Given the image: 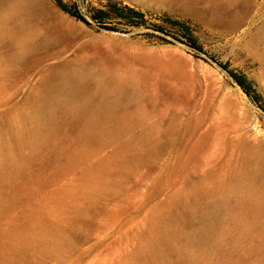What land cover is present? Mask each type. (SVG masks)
I'll list each match as a JSON object with an SVG mask.
<instances>
[{"label":"rangeland","instance_id":"obj_1","mask_svg":"<svg viewBox=\"0 0 264 264\" xmlns=\"http://www.w3.org/2000/svg\"><path fill=\"white\" fill-rule=\"evenodd\" d=\"M24 1L0 0V264H264V0H61L90 25ZM123 6L145 23L93 19Z\"/></svg>","mask_w":264,"mask_h":264},{"label":"trees","instance_id":"obj_2","mask_svg":"<svg viewBox=\"0 0 264 264\" xmlns=\"http://www.w3.org/2000/svg\"><path fill=\"white\" fill-rule=\"evenodd\" d=\"M57 6L64 12L68 13L70 16L76 18L77 20L83 22L86 25H90V23L86 20V18L79 13L77 10H73L69 8L67 5L63 4L61 0H54ZM145 13L135 10L133 8L123 6V7H112L108 11L99 10L94 15L93 19L97 20L99 23H101L102 27L105 29H112L111 27L104 26L103 21L109 17L115 18L120 21H124L129 25L132 26H140L145 23ZM186 30V28H184ZM187 43L190 47L193 49L201 51V48L199 45L191 38L190 36L186 37ZM214 59L213 57H211ZM215 60V59H214ZM219 65L225 69L231 77L237 82V84L247 93V88L245 87L243 81L239 79L232 71L228 70V67L222 63H219Z\"/></svg>","mask_w":264,"mask_h":264},{"label":"bare ground","instance_id":"obj_3","mask_svg":"<svg viewBox=\"0 0 264 264\" xmlns=\"http://www.w3.org/2000/svg\"><path fill=\"white\" fill-rule=\"evenodd\" d=\"M32 7H33L32 0L24 1L23 3L24 10H30ZM82 80L83 79L81 76L74 78H67L63 81V83L60 86L56 88L47 89L43 94V104H41L34 112L26 116V118L27 119L29 118L34 125H39L43 117L46 115L48 105L52 104L58 99L77 98L79 92L78 89L82 84ZM22 131H24L23 124L19 126L17 133H21Z\"/></svg>","mask_w":264,"mask_h":264}]
</instances>
